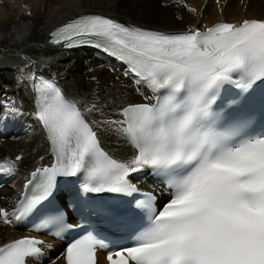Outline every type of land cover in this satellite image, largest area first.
I'll return each instance as SVG.
<instances>
[{
	"label": "snow or ice",
	"instance_id": "6c2138e0",
	"mask_svg": "<svg viewBox=\"0 0 264 264\" xmlns=\"http://www.w3.org/2000/svg\"><path fill=\"white\" fill-rule=\"evenodd\" d=\"M51 35L66 48L91 46L115 57L126 76L158 95L154 103L122 108V120L105 122L119 125L135 149L122 162L102 150L98 125L85 115L91 109L43 82L36 117L55 163L31 173L25 184L31 195L12 215L38 211L53 197L57 177L84 176L87 193L130 196L138 191L130 176L151 169L170 194L159 208L150 194L135 202L132 211L141 210L145 224L128 244L108 251V264H264V133L251 134L253 113L244 110L264 85V19L166 33L86 15ZM0 220L11 222L5 208ZM43 223L62 225L63 213ZM42 243L34 237L4 243L0 264H27ZM100 248L108 245L88 232L67 245L63 264H97Z\"/></svg>",
	"mask_w": 264,
	"mask_h": 264
},
{
	"label": "bare ground",
	"instance_id": "6f19581e",
	"mask_svg": "<svg viewBox=\"0 0 264 264\" xmlns=\"http://www.w3.org/2000/svg\"><path fill=\"white\" fill-rule=\"evenodd\" d=\"M21 1L22 13L19 12L20 0L13 6L0 0V113L4 107L16 112L10 127L0 136V143L5 146L4 149L0 147V165L5 168L7 165H14L18 175L15 178L19 181H23L31 170L51 162L47 138L37 121L32 100L30 78L36 71L54 73L61 79L69 95L79 104H85L86 99L88 100L90 107L82 105L83 110L91 109L90 112L85 111L86 116L90 123L98 125V136L104 146L122 162L129 161L135 150L125 136L116 130L119 125L105 123L120 121V115L101 108H122L125 104L135 103L149 96L143 87H137L131 82L120 63H108L96 50L77 49L67 53L60 51L59 46L48 44L47 34L56 25L82 13H104L125 22L167 31L204 30L220 21L264 19V0H172L178 3H175L178 11L168 20H161L160 16L159 23L147 21L142 11L134 15L126 3L135 0ZM192 8L196 11H191ZM151 16L153 17L152 14ZM41 55L44 56L43 59ZM19 76L22 79H19L22 81L20 84L14 82H18L16 77ZM2 102L5 103L4 107ZM9 112L12 114V111ZM0 118L2 119L1 114ZM20 133L21 136L17 138ZM18 150L25 153L22 164L11 157V154H19ZM25 164L27 166L24 169L22 166ZM133 179L144 190L158 186L143 171L141 175L135 174ZM15 196L16 189L0 188L2 208L12 203ZM17 236L19 233L0 221V245ZM62 248V243H54V250L49 252L50 256L57 257ZM49 261L45 256L36 261L32 260V264H53ZM55 264H63V257L56 259Z\"/></svg>",
	"mask_w": 264,
	"mask_h": 264
},
{
	"label": "rangeland",
	"instance_id": "374dc122",
	"mask_svg": "<svg viewBox=\"0 0 264 264\" xmlns=\"http://www.w3.org/2000/svg\"><path fill=\"white\" fill-rule=\"evenodd\" d=\"M6 3H8L10 6H13L14 3H17V0H5ZM21 4H19V12L22 13V10H21V7H22V1L20 0ZM136 2V3H135ZM176 4H178L176 1H175ZM174 3V1L172 0H135L131 3V1L127 2L126 5L129 7V9H131V12L134 14V15H137V13L139 11H142L144 12V18L151 22L152 23H155V22H161L159 20L160 16L161 17V20H168L170 18V16H173L175 15V13L178 11V8L176 6V4ZM129 4V5H128ZM134 4V5H133ZM140 5V6H138ZM143 7V8H142ZM136 10V11H135ZM147 10V12H146ZM158 10V11H157ZM158 12V13H157ZM151 14L153 15V17L151 16ZM158 14V16L156 15ZM163 14V15H162ZM147 15V16H146ZM149 18V19H148ZM152 18V19H151ZM41 58L43 59L44 56L41 55ZM18 79H21V77L19 76ZM22 80V79H21ZM20 81V80H18ZM22 82V81H21ZM12 84H14L12 82ZM20 84V83H19ZM2 106L4 107V102L1 103ZM86 106H89L90 105L88 104V100L86 99ZM103 107H106V106H103ZM103 107L101 108V110L104 111ZM26 127V126H25ZM21 136V133L18 134L16 137L19 138ZM2 145H0L1 147ZM5 146H2V149H4ZM19 153H22L23 151L22 150H18ZM21 151V152H20ZM25 154V153H23ZM13 156H11L12 158H14V154H11ZM23 161V160H22ZM23 162H21L22 164ZM27 164L23 165L22 168H26ZM10 188V187H9ZM13 189V188H11ZM5 233V232H4Z\"/></svg>",
	"mask_w": 264,
	"mask_h": 264
}]
</instances>
